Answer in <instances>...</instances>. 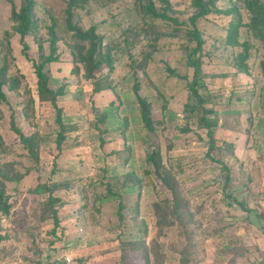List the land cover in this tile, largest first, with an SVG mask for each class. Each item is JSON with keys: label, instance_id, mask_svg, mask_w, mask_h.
Here are the masks:
<instances>
[{"label": "rangeland", "instance_id": "1", "mask_svg": "<svg viewBox=\"0 0 264 264\" xmlns=\"http://www.w3.org/2000/svg\"><path fill=\"white\" fill-rule=\"evenodd\" d=\"M200 2L202 103L197 0H34L23 41L22 0H0V264H264V24L245 0ZM51 29L60 146L33 67Z\"/></svg>", "mask_w": 264, "mask_h": 264}, {"label": "trees", "instance_id": "2", "mask_svg": "<svg viewBox=\"0 0 264 264\" xmlns=\"http://www.w3.org/2000/svg\"><path fill=\"white\" fill-rule=\"evenodd\" d=\"M245 2L247 3V8L249 9L250 13L252 14V24L255 25L257 28L258 26L264 24V4H262L259 0H245ZM33 7H34V0H22V4L19 8V10L16 12L12 9L11 11V20L14 22V30L15 33L19 35L20 40L23 41L25 36L29 35V34H33L34 30H36V25H35V20L32 18V12H33ZM197 7L199 9V11L197 13H195L192 17H191V24H192V36H193V40L195 41V45L192 48L191 52L189 53L188 56V61L191 65V67L193 68V78L191 80V82L189 83V89L191 91V94L196 97L200 103H202L203 99L202 97L199 95L196 86H197V80H199L201 78V73H202V69H201V60L200 58L196 55L200 52L202 45H203V39L196 27V21L198 18L205 16L207 14H209L212 9L211 7H208L206 4L200 2V0H197ZM146 11L150 14L156 15L155 11L153 9V6L151 3H148L147 7H146ZM261 32V31H260ZM50 33V39H49V53L47 55L41 54L39 57V61H34L33 62V67H34V73L37 79V88L38 91L40 93H45L47 95H49V99L51 101V103L56 107V111H57V117H56V121L59 125V132L57 135V146H60V144L63 142L64 140V123L62 121V115H61V108L58 107L56 105V100L58 96H61L62 93V89H59L57 91L52 90L49 87V77L47 75V73L44 71V67L47 63L50 62H55L58 60V55L56 54V39H55V35H54V31L53 29H51L49 31ZM77 36L79 37L80 40L83 41H89L91 44V49H90V53L92 52H96L98 44L96 43L92 30L88 31L87 33H81L80 31H77ZM24 48H27L26 43H23ZM38 48L42 50V46L38 45ZM100 51H99V55H100ZM195 56V57H194ZM78 60L81 62L86 61L87 63L92 65H95V67H97L99 65V60L97 61V64L95 63L94 60H88L85 59V57H83L82 55L79 54L78 56ZM137 88H135V96L137 99V103L139 105V111H140V115L141 118L144 122V125L147 129H151V114H150V107L149 104L147 102V99L142 97L140 95V93L137 92L136 90ZM0 96L1 98H4L3 94L0 92ZM208 125V123H206ZM17 133H19V131H16ZM20 134V133H19ZM209 136H212V133L209 132L208 133ZM211 146V144H210ZM146 159L152 160V155H147ZM222 168L227 172L226 173V180H225V184H227V182L229 181L228 179V171L225 165L222 166ZM237 204L244 209L245 211H250L244 204L242 201L237 202Z\"/></svg>", "mask_w": 264, "mask_h": 264}, {"label": "built area", "instance_id": "3", "mask_svg": "<svg viewBox=\"0 0 264 264\" xmlns=\"http://www.w3.org/2000/svg\"><path fill=\"white\" fill-rule=\"evenodd\" d=\"M65 260H66L67 262H69V261H70V257L65 256Z\"/></svg>", "mask_w": 264, "mask_h": 264}]
</instances>
